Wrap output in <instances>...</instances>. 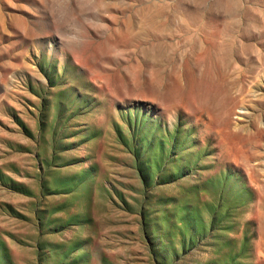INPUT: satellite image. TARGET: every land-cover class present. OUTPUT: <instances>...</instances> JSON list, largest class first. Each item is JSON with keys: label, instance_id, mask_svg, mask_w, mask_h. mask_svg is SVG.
I'll return each instance as SVG.
<instances>
[{"label": "rangeland", "instance_id": "374dc122", "mask_svg": "<svg viewBox=\"0 0 264 264\" xmlns=\"http://www.w3.org/2000/svg\"><path fill=\"white\" fill-rule=\"evenodd\" d=\"M0 264H264V0H0Z\"/></svg>", "mask_w": 264, "mask_h": 264}]
</instances>
